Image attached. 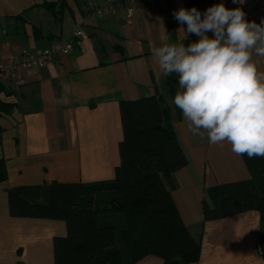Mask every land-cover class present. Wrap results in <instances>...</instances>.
<instances>
[{"label": "crops", "instance_id": "1", "mask_svg": "<svg viewBox=\"0 0 264 264\" xmlns=\"http://www.w3.org/2000/svg\"><path fill=\"white\" fill-rule=\"evenodd\" d=\"M7 1L0 8V61L21 49L38 54L56 41H70L72 52L56 54L48 66L28 72L20 88L5 83V95L16 107L2 119L6 131L0 155L7 159L8 179L0 184V264H54V238L68 232L64 220L11 215L7 189L114 179L123 139L120 102L157 90L165 94L188 158V165L175 173L172 195L185 224L201 242L198 261L189 264H264L259 211L214 220L204 215V203L211 205L209 189L250 178L243 156L234 154L230 144L213 145L206 133L201 139L188 130L164 89L167 76L152 55V46L198 37L173 16L181 8L190 10L189 0H138L131 19L124 7L104 18L93 15L88 0H66L59 17L42 5L58 0H38L24 8L21 0ZM211 6L204 2L202 13ZM35 26L43 35L35 37ZM78 27L88 38L73 36ZM253 59L264 71V57ZM162 262L151 255L135 264Z\"/></svg>", "mask_w": 264, "mask_h": 264}, {"label": "trees", "instance_id": "2", "mask_svg": "<svg viewBox=\"0 0 264 264\" xmlns=\"http://www.w3.org/2000/svg\"><path fill=\"white\" fill-rule=\"evenodd\" d=\"M206 1L220 4V0H189L202 19ZM42 5L59 17L66 0ZM33 31L35 37L43 35L36 26ZM198 40L184 38L178 43L188 46ZM164 89L174 100L179 90L177 74L166 77ZM5 92L0 81V147L5 131L2 119L16 107ZM120 111L123 139L114 179L9 188L11 215L67 223V235L54 238V264H135L151 255L160 257L161 264L198 261L201 242L185 224L172 195L177 187L175 173L188 165V158L165 94L157 90L151 96L121 100ZM243 159L250 178L209 189L211 205L204 203L205 220L259 211L264 255V157L243 155ZM7 179V159L0 155V184Z\"/></svg>", "mask_w": 264, "mask_h": 264}, {"label": "clouds", "instance_id": "3", "mask_svg": "<svg viewBox=\"0 0 264 264\" xmlns=\"http://www.w3.org/2000/svg\"><path fill=\"white\" fill-rule=\"evenodd\" d=\"M245 15L242 8L223 3L207 8L203 19L195 7L181 8L174 18L199 40L152 46L151 51L165 76L178 75L174 104L188 130L201 139L206 133L210 144H230L234 154L252 159L264 157V71L253 59L264 57V20L257 24Z\"/></svg>", "mask_w": 264, "mask_h": 264}, {"label": "built area", "instance_id": "4", "mask_svg": "<svg viewBox=\"0 0 264 264\" xmlns=\"http://www.w3.org/2000/svg\"><path fill=\"white\" fill-rule=\"evenodd\" d=\"M138 0H109L108 4L100 5L94 0L87 1L89 13L104 18L117 9L123 8L126 17L131 19L135 16ZM233 8H242L245 19L260 24L264 20V0H245L243 5L233 3L232 0H220ZM73 36L82 39L88 38V34L81 27L74 30ZM72 52L70 41H56L38 54L30 53L26 49L13 53L6 62L0 61V81L12 82L17 88L27 83V73L48 66L54 60L56 54H69Z\"/></svg>", "mask_w": 264, "mask_h": 264}, {"label": "rangeland", "instance_id": "5", "mask_svg": "<svg viewBox=\"0 0 264 264\" xmlns=\"http://www.w3.org/2000/svg\"><path fill=\"white\" fill-rule=\"evenodd\" d=\"M22 2V7L24 8L25 6H28V4H32L38 0H21ZM8 3L7 0H0V8H4L6 6V4ZM1 17V16H0ZM4 23V22H3ZM4 24H7V22H5ZM7 82H4V84ZM6 87V86H5ZM7 89V88H6ZM5 131H6V127H5Z\"/></svg>", "mask_w": 264, "mask_h": 264}]
</instances>
